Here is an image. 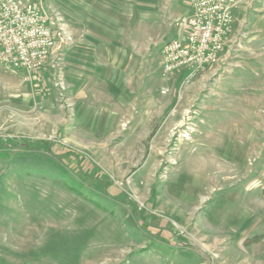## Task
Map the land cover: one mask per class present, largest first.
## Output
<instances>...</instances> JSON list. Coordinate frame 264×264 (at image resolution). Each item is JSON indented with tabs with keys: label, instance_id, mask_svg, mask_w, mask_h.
Segmentation results:
<instances>
[{
	"label": "rangeland",
	"instance_id": "obj_1",
	"mask_svg": "<svg viewBox=\"0 0 264 264\" xmlns=\"http://www.w3.org/2000/svg\"><path fill=\"white\" fill-rule=\"evenodd\" d=\"M189 3H153L125 91L64 49L30 73L0 62V264H264V0L226 63L165 74ZM24 139L52 152L3 149Z\"/></svg>",
	"mask_w": 264,
	"mask_h": 264
},
{
	"label": "crops",
	"instance_id": "obj_2",
	"mask_svg": "<svg viewBox=\"0 0 264 264\" xmlns=\"http://www.w3.org/2000/svg\"><path fill=\"white\" fill-rule=\"evenodd\" d=\"M30 1L46 6L42 0ZM195 1L191 0L188 6L179 8V14L166 30L170 39L183 36V20L191 14ZM156 2L157 0H50V5L45 8H53L62 13L66 28L73 36V41L63 47L67 65L70 68L77 64L89 66L90 72L102 73L93 76L89 74V80L110 82L113 83L111 89L125 91L128 89L129 74H133L134 78L141 59L151 48L153 24L158 22L152 15L153 10H158V5L153 7ZM253 3L255 0H239L232 9L233 22L220 54V65L229 60L233 47L239 43V39L235 40L237 35L246 30L255 33L259 27L255 25L258 18ZM242 23H246L243 29ZM80 79H85V76Z\"/></svg>",
	"mask_w": 264,
	"mask_h": 264
},
{
	"label": "built area",
	"instance_id": "obj_3",
	"mask_svg": "<svg viewBox=\"0 0 264 264\" xmlns=\"http://www.w3.org/2000/svg\"><path fill=\"white\" fill-rule=\"evenodd\" d=\"M238 2L196 0L183 20V36L160 46L163 73L193 74L218 64ZM70 40L57 10L30 0H0V62L6 67L29 73L42 70Z\"/></svg>",
	"mask_w": 264,
	"mask_h": 264
},
{
	"label": "trees",
	"instance_id": "obj_4",
	"mask_svg": "<svg viewBox=\"0 0 264 264\" xmlns=\"http://www.w3.org/2000/svg\"><path fill=\"white\" fill-rule=\"evenodd\" d=\"M3 146H4L3 149H5V150H8L10 148L13 149L16 147H20L21 149H24L28 152L35 151L40 146H44V147L46 146L48 148V150L50 152H52V149H51L52 147L49 146L47 143H42L38 147H36L33 143H31L30 141L25 140V139L21 140V141H17L16 143H13V141L11 140V141H8V143L4 144ZM125 198H126V196H125Z\"/></svg>",
	"mask_w": 264,
	"mask_h": 264
}]
</instances>
